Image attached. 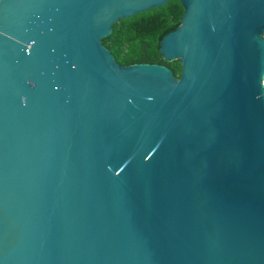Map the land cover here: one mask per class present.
I'll return each mask as SVG.
<instances>
[{"label":"water","instance_id":"1","mask_svg":"<svg viewBox=\"0 0 264 264\" xmlns=\"http://www.w3.org/2000/svg\"><path fill=\"white\" fill-rule=\"evenodd\" d=\"M169 1L0 0V264H264V0H180V78L120 65Z\"/></svg>","mask_w":264,"mask_h":264},{"label":"trees","instance_id":"2","mask_svg":"<svg viewBox=\"0 0 264 264\" xmlns=\"http://www.w3.org/2000/svg\"><path fill=\"white\" fill-rule=\"evenodd\" d=\"M184 13L180 0H170L163 7L117 22L112 34L102 43L122 66L164 65L180 78L181 63L164 60L160 53V42L181 25Z\"/></svg>","mask_w":264,"mask_h":264}]
</instances>
